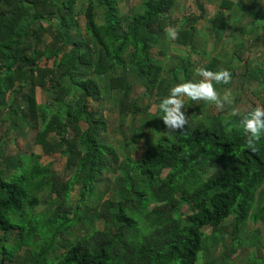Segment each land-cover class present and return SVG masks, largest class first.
Masks as SVG:
<instances>
[{
	"label": "trees",
	"instance_id": "16d2710c",
	"mask_svg": "<svg viewBox=\"0 0 264 264\" xmlns=\"http://www.w3.org/2000/svg\"><path fill=\"white\" fill-rule=\"evenodd\" d=\"M193 1L198 14L177 21L171 15L176 0H141L133 15L121 13L118 0H0V126L16 136L32 132L41 155L58 153L72 171L64 179L40 165L41 155L0 152V264H10L22 249L28 251L25 264H195L199 253L201 264H212L224 221L231 219L221 252L226 256L233 252L230 243L242 246L239 231L248 222L264 228V138L248 150L235 123L252 107H264V65L249 71L245 41L235 44L233 56L243 63L239 78L261 85L258 104L236 116L226 113L227 104L216 113L204 101L195 108L184 104L182 129L166 128L159 119L168 88L183 78L198 80L188 55L167 66L153 55L158 48L167 56L166 28H177L170 42L191 53L202 41L200 19H207V33L217 40L230 27V0H220L210 16L201 0ZM259 1L241 0L243 13L252 14ZM251 38L250 46L264 47V28ZM219 63L209 57L203 67L221 70ZM223 69L231 78L237 74L228 65ZM134 76L157 107L142 153L133 159L124 142L119 159L101 139L104 116L88 103L115 91L119 113L147 117L149 106L139 109V99L128 95ZM227 86L216 85L218 93ZM36 88L48 94L45 104L36 102ZM108 170L117 173L111 186L119 197L106 196L107 188L92 212L79 206L87 207ZM44 193L48 208L38 214ZM249 258L247 264H261L253 253Z\"/></svg>",
	"mask_w": 264,
	"mask_h": 264
},
{
	"label": "rangeland",
	"instance_id": "374dc122",
	"mask_svg": "<svg viewBox=\"0 0 264 264\" xmlns=\"http://www.w3.org/2000/svg\"><path fill=\"white\" fill-rule=\"evenodd\" d=\"M203 5L205 4L207 11L206 15L210 16L215 11L220 0H201ZM233 4L231 10L233 11L230 16V27L220 34V39H214L211 35L207 33V19L202 18L197 22V28L199 29L198 37L202 40L199 44L200 48L195 52L189 53V50L180 46L175 45L170 42V40L165 36L164 42L166 45L163 48L165 54L167 56H163L162 54H157V49H153V55L159 59L164 66L172 64L171 61L178 60L182 56H189L190 61L196 67L204 66L205 63L209 61V57H215L219 60V69H223L225 65L233 68L236 71V76L231 78L230 83L226 87L233 94V103L227 104L228 108L226 109V113H231L233 110L237 112V114H242L247 109L250 108L252 103L258 104V100L263 93V89L259 82H250L247 83L244 78H239V74L241 75L244 72L243 63L238 64L233 56V50L235 44L242 39L245 41V45L249 47L246 53L244 51V57L248 59V68L249 71L252 68L261 67L264 65V47H254L250 46V38L253 36H258L263 32L264 28V0H260L257 7L252 8V14H244V7H242L241 0H230ZM119 2V10L121 13H126L127 15H133L138 13L141 10V0H118ZM178 3L177 9L171 13L172 19L181 20L183 16L188 15L189 13L198 14L196 7L194 5L193 0H176ZM257 19L254 20V18ZM258 20H262L260 23ZM257 21V22H256ZM239 28H242L244 31H247L249 28L254 29V33L252 36H248L247 34H241ZM252 39V38H251ZM42 64L51 65V61L44 62ZM195 77H198L195 75ZM199 79V77H198ZM129 82L132 83V86L129 90V97L138 98L137 105L138 108L143 110L144 106L148 105L147 117L146 114L143 116L142 112H139L136 115H131L130 112L126 111L125 113H119L120 108L116 105V99L119 98V95L115 91H103L108 94H102V97L97 100H90L88 103L89 109L95 112L97 115H103V131L101 134V139L105 144H109L113 146L116 154L119 159L125 157L124 151L122 149L123 143L128 142L129 147H124L128 152L130 157L133 159H137L138 156L142 153L145 145L146 138L149 135L148 130L146 129L148 123L154 120L153 116L155 115V109L157 104L155 103V97L151 93L149 96L142 95L145 91L138 81L136 76L133 79H129ZM225 90V89H224ZM224 90L220 91L219 94L223 95ZM35 99L38 104H45L48 100V94L45 91H41L39 88L35 89ZM200 101H189L185 100L184 104H188V107H194ZM210 108L211 113H216L218 110L216 109L214 104H207ZM148 121V122H147ZM6 129L0 126V152H3L5 155H16L17 153H34L37 155H41V149L39 146L33 143L31 137L34 135L32 132L29 133L26 137L21 135H15L12 131H6ZM151 140V139H150ZM49 164L51 169L56 175H60L65 179L69 177V174L72 173L71 170H66L64 168L65 161L58 154L54 153L52 155H41L40 157V165ZM116 172L106 171L102 172L95 185H94V195L92 199L88 198L87 207L82 204L79 206L88 208L91 212L98 207L99 194L104 192L105 189L109 188L106 196L114 197L117 199L119 197V189L111 186V181H113L114 177L117 176ZM2 177H5V174L2 173ZM72 195V194H71ZM46 193L40 196L41 204L36 208V213L40 214L45 208H48V199L44 201ZM91 196V195H89ZM77 194H74L71 202L72 205L76 202ZM95 207V208H94ZM83 208H81L82 210ZM93 209V210H92ZM186 208L184 207L183 212H186ZM88 215L90 212L87 213ZM231 219H227L221 224L222 229L224 231L223 234H215L216 241L219 239L221 242H218L216 245V250L212 251V258L215 260L212 261V264H247L250 262L249 254L253 253L254 257L257 258L261 264H264V228L261 223L253 224L248 222L243 229L239 231L240 239L242 242V246L233 247L234 245L230 243V251L228 255L221 254L222 250L227 247V243L229 238V232H231V228L229 227ZM92 221L90 226L92 225ZM98 227L100 224H96ZM206 234H210V230L208 228L204 229ZM223 239L226 240V245L223 243ZM10 243H13V237L10 238ZM212 244L213 242H209ZM28 251L22 249L19 251L13 258L10 264H25L24 254ZM212 260V259H210ZM204 262V254L199 253L197 256V261L195 264H201Z\"/></svg>",
	"mask_w": 264,
	"mask_h": 264
},
{
	"label": "clouds",
	"instance_id": "9594fccd",
	"mask_svg": "<svg viewBox=\"0 0 264 264\" xmlns=\"http://www.w3.org/2000/svg\"><path fill=\"white\" fill-rule=\"evenodd\" d=\"M169 40H175L178 35L177 28H166ZM198 80L183 78L182 82L175 83L168 88L167 95L159 102V119L166 128L182 129L187 124V119L182 109L184 101H204L214 104L218 111L224 109L226 104L233 103L232 92L225 88L223 95L217 91L216 85H227L231 80V73L227 69L213 71L203 66L194 68ZM230 115L236 116L233 110ZM244 137L245 147L254 152L256 143L264 138V107H252L246 114L239 116L235 122Z\"/></svg>",
	"mask_w": 264,
	"mask_h": 264
}]
</instances>
